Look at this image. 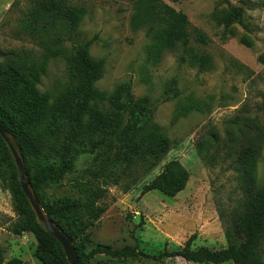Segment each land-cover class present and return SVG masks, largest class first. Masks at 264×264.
<instances>
[{
    "label": "trees",
    "instance_id": "obj_1",
    "mask_svg": "<svg viewBox=\"0 0 264 264\" xmlns=\"http://www.w3.org/2000/svg\"><path fill=\"white\" fill-rule=\"evenodd\" d=\"M29 4L23 16L22 30L38 40L39 59L22 55L0 63V123L18 142L32 186L49 217L68 235L81 264L104 256L118 262L148 264L166 258L181 257L187 262L205 264H264V184L258 182L257 168L264 145V126L258 117L246 112L232 120L227 138L221 142L211 132L212 140L198 144L205 162L231 160L230 167L239 173L245 200L241 208L224 222L227 247L214 250L207 246L194 248L197 234H192L179 251L167 248L158 256L139 250L138 246L113 247L96 243L89 229L104 215L103 201L110 186L129 192L163 161L176 141L154 122L156 106L148 99H137L130 82L122 83L108 93L97 88L105 62L94 59L90 48L96 37L83 39L81 25L87 9L71 0H19ZM133 4L131 26L146 29L153 63L162 61L168 51L182 50L180 64L200 70L211 69V56L191 45L192 33L199 44L208 37L199 29L191 32L187 15L162 0H128ZM247 4L233 6L220 15L224 28L240 25L249 30L245 20ZM241 43L253 45L244 35ZM66 61L69 83L57 94L39 89L51 60ZM170 81L164 99L178 97L179 90ZM207 104L191 100L178 112L185 117L203 111ZM238 124V128H235ZM238 133L247 141L236 145ZM224 145L223 148L222 146ZM215 147L209 153L210 147ZM223 153V154H222ZM85 159L84 169L76 170ZM72 175L68 194L47 196V190L64 184ZM189 171L178 160H171L160 174L143 186L141 195L158 191L176 197L185 190ZM0 183L11 190L18 221L11 232L21 236L30 233L37 241L35 257L43 264H69L61 244L37 221L35 213L19 183L17 170L0 135ZM223 217V216H222ZM145 224L141 219L139 227ZM0 264H23L19 258L6 260L0 245Z\"/></svg>",
    "mask_w": 264,
    "mask_h": 264
},
{
    "label": "rangeland",
    "instance_id": "obj_2",
    "mask_svg": "<svg viewBox=\"0 0 264 264\" xmlns=\"http://www.w3.org/2000/svg\"><path fill=\"white\" fill-rule=\"evenodd\" d=\"M162 1L187 15L191 32L199 29L208 37L207 44H199L192 33L190 43L197 51L213 58L211 69L200 70L186 63L180 64L181 49L168 51L160 63H153L149 49L151 39L146 29L132 28L134 8L128 0H71L72 4L87 9L80 24L83 39L97 38L91 45L90 54L105 62L97 88L111 93L122 83L130 82L137 99H148L156 106L154 122L176 141L160 165L129 192L109 187L108 196L103 201L107 210L89 232L96 243L119 248L137 245L139 250L152 256L160 255L166 248L169 252L179 251L194 233L197 234L194 248L207 246L218 250L228 245L224 222L230 219L232 212L241 208L245 200L244 185L239 173L230 167L231 160L205 162L198 144L211 139V132L216 134L217 140L225 141L232 120L246 112L258 117L264 126V0ZM245 3L249 30L240 25L224 28L220 20L223 11ZM28 9L29 4L23 1L0 0V63L22 55L40 58L39 41L21 28L20 22ZM244 35L251 37V47L241 43ZM173 80L180 92L178 97L166 101V86ZM69 81L66 61L56 58L51 60L39 89L57 94ZM191 100L207 105L203 111L177 118L180 109ZM236 134V145L250 138L238 133V129ZM214 150L215 147L211 146L209 153ZM174 159L190 173L185 190L173 198L158 191L141 195L143 186ZM85 166V159H82L76 170L81 172ZM257 177L258 182L264 184V145ZM72 178L70 175L60 187L48 189L47 196L68 194L73 186ZM14 208L11 190L0 183V245L6 260L19 258L23 264H43L35 257L37 241L34 236L30 233L18 236L11 232L19 219ZM141 219L145 224L139 227ZM262 255L264 258V251ZM92 263L144 264L118 262L104 256L97 257ZM148 264L205 263L172 257L151 260ZM225 264L233 263L228 261Z\"/></svg>",
    "mask_w": 264,
    "mask_h": 264
},
{
    "label": "water",
    "instance_id": "obj_3",
    "mask_svg": "<svg viewBox=\"0 0 264 264\" xmlns=\"http://www.w3.org/2000/svg\"><path fill=\"white\" fill-rule=\"evenodd\" d=\"M0 135L12 155L19 183L25 193L39 224L62 246L69 264H81L74 244L66 232L45 212L27 173L22 150L15 137L0 123Z\"/></svg>",
    "mask_w": 264,
    "mask_h": 264
}]
</instances>
